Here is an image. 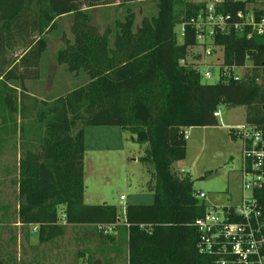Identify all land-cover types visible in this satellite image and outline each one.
I'll list each match as a JSON object with an SVG mask.
<instances>
[{"label":"trees","instance_id":"1","mask_svg":"<svg viewBox=\"0 0 264 264\" xmlns=\"http://www.w3.org/2000/svg\"><path fill=\"white\" fill-rule=\"evenodd\" d=\"M132 2L0 0V97L13 122L19 103L30 97L26 81L40 77L48 36L61 18L72 17L73 39L64 36L56 62L70 73L84 71L89 77L87 84L43 101L39 119L45 136L19 160V222L38 226L40 244L64 236L68 225L101 227L105 236L106 228L118 224L121 213L116 206L85 203V127H119L132 134L134 143L147 146L139 162L152 168L147 186L154 192L153 204L125 208L128 264H212L211 256L199 253L196 226L208 207L196 197L191 178L176 174L173 166L186 159L187 130L218 126L215 113L222 106L244 107L246 124L264 130V34L250 36L249 27L217 29L214 44L223 51V76L208 84L197 65L188 62L198 45L196 28L186 25L183 44L176 33L178 25L201 13L206 16L205 5L156 0L157 13L144 16L135 28L137 17L128 6ZM116 3L127 5L124 19L101 33L92 24L90 10ZM240 11L261 20L264 0L226 1L214 14L230 15L229 23H235ZM16 38L22 57L8 58ZM248 62L251 72L236 79L234 70ZM2 154L0 143V158ZM0 264H5L1 258Z\"/></svg>","mask_w":264,"mask_h":264},{"label":"rangeland","instance_id":"2","mask_svg":"<svg viewBox=\"0 0 264 264\" xmlns=\"http://www.w3.org/2000/svg\"><path fill=\"white\" fill-rule=\"evenodd\" d=\"M128 6H131L137 17L135 28L141 24L144 16L157 13L156 0H133ZM90 11L93 26L103 33L108 26L114 27L117 20L124 19L127 5L119 6L116 3L112 7H96ZM72 20V17L68 16L57 22L56 30L50 35L53 44H61L62 35L73 39L70 30ZM176 33L179 44H183L182 24L176 27ZM196 53L203 55L202 50L194 49L188 62L198 60L195 58ZM48 57L42 55L40 77L31 80L32 92L36 98L28 97L21 106V102L19 103L20 112L14 117L17 123L10 119L8 112L5 111L6 103L0 97V143L3 148L0 158V257L5 259L11 256L10 238H15L17 232L14 220L16 221L17 218L19 203L17 185L19 160L27 147L45 136V124L39 119V113L44 108L43 101L51 102L56 97L84 85L86 80L89 81L86 72L70 73L66 67L54 71V74L49 76ZM222 61L221 50H215L212 57L201 61V65L212 67L210 68L212 78L209 80L204 78V83L216 84L220 81L219 66ZM251 68L252 64L248 62L245 68L236 69L235 74L242 78L251 72ZM207 70H209L207 66L200 68L203 75ZM51 83L54 85L52 88ZM22 108L25 116L21 114ZM218 122L219 125L215 127L188 129L186 159L173 166L176 174L191 178L196 194L207 195L206 199L199 200L212 209L240 204L243 142L234 137L230 129L232 126L241 127L246 124V109L222 106ZM85 137V203L87 205H114L121 213L128 205L154 203V192L147 186L151 179L148 170L152 168L132 160L143 156L147 146L134 143L131 140L132 134L119 127L87 126ZM181 170H185V173H181ZM4 215L8 216L10 222L5 220Z\"/></svg>","mask_w":264,"mask_h":264},{"label":"built area","instance_id":"3","mask_svg":"<svg viewBox=\"0 0 264 264\" xmlns=\"http://www.w3.org/2000/svg\"><path fill=\"white\" fill-rule=\"evenodd\" d=\"M191 3L205 5L207 15L203 13L198 18H192L188 23H182L183 31L186 25L197 30L198 45L195 49L203 51V55L193 62L200 68L207 66L203 78H212L210 65H201L204 58H210L215 50H221L214 44L217 29L221 31L243 30L251 28L252 34H264V18L257 20L255 15L238 12L239 22L229 23L232 17L216 16L214 13L226 1L246 0H188ZM223 52V51H222ZM198 53H196L197 55ZM219 61V59H218ZM220 67V66H219ZM245 68V67H242ZM236 70V69H235ZM234 70V71H235ZM201 72V71H200ZM223 76L220 72V77ZM235 78L240 77L235 74ZM220 117V111L215 113ZM236 138L243 142V160L240 170L242 196L239 205L208 208L204 218L197 221L199 236L198 250L202 255L211 256L212 264H264V130L256 126H232ZM186 139L188 134L186 132ZM185 173V170H181ZM198 199H206L203 193L195 194ZM105 229V232L111 230ZM101 230L102 228L99 227Z\"/></svg>","mask_w":264,"mask_h":264},{"label":"crops","instance_id":"4","mask_svg":"<svg viewBox=\"0 0 264 264\" xmlns=\"http://www.w3.org/2000/svg\"><path fill=\"white\" fill-rule=\"evenodd\" d=\"M62 38L61 44H53L51 36H48L49 44L44 57L49 56V76H52L54 71L63 70V66H60L55 59L56 53L65 45L64 35ZM17 42H19L18 39H14V50L9 51L8 58L11 56L22 57V49ZM87 83L86 80L84 85ZM25 84L28 95L31 98H36L32 92V81L28 80ZM53 86L51 83V88ZM139 158L132 160L139 162ZM5 220L10 222L7 215ZM14 222L17 232L15 238H10L11 251L6 247L11 256L7 259L0 257L5 261V264H128V232L124 211L121 212L118 224L106 231L105 236L101 235L99 227L94 225H68L64 236L44 244L39 243L37 225H22L19 222L18 213ZM61 223H65L64 216L61 217Z\"/></svg>","mask_w":264,"mask_h":264}]
</instances>
